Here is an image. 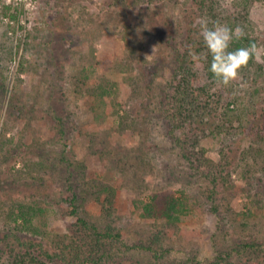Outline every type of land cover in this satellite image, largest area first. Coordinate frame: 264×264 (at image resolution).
Instances as JSON below:
<instances>
[{
  "label": "rangeland",
  "instance_id": "rangeland-1",
  "mask_svg": "<svg viewBox=\"0 0 264 264\" xmlns=\"http://www.w3.org/2000/svg\"><path fill=\"white\" fill-rule=\"evenodd\" d=\"M217 1L219 10L214 14H224L232 2ZM197 7L194 0L162 7L137 0H0L1 232L3 225L4 229L14 228L12 220L19 204L35 211L31 226L47 233L66 232L73 219L63 218L54 207L61 198L63 177L36 171L29 163L40 160L61 167V154L66 152L69 157L73 151L84 163L88 177L122 188L119 216L132 243L144 242L163 229V223L142 217L139 202L151 191L164 188L183 191L188 202L181 222L165 225L166 244L174 258L186 260L191 252L198 259L211 258L215 249L225 250L238 242L264 245V158L242 163L235 159L237 162L219 177L216 194L211 196L222 210L216 215L208 197L202 195L206 185H184L179 164L166 145L155 148V127L148 131L149 139L142 140L130 130L121 131L116 123L118 106L112 104L113 99L117 103L131 101L134 119H148L150 112L138 104L143 99L140 90L134 97L130 95L114 64L132 65L130 75L138 78L142 72L144 84L152 78L164 83L171 68L170 49L164 43L173 37L167 38V31L189 21V15L200 18L198 22L207 21L210 27V19ZM249 20L258 38L253 44L264 50V0L251 4ZM62 39L72 44L63 46ZM256 62L264 70V55ZM258 74L249 82L234 85L239 97L237 103L229 102L233 104L230 110L240 112L258 93L264 105V72ZM108 81L116 86L110 103L87 94L90 87ZM55 100L63 101V113L71 115L73 126L65 127L64 134L51 114ZM227 103L225 100L221 106L227 108ZM254 132L237 136V144L261 147L254 142ZM202 144L207 155L219 161V140L207 137ZM227 216L236 225L220 222ZM11 232L9 242L13 236L39 239L27 229H18L14 235Z\"/></svg>",
  "mask_w": 264,
  "mask_h": 264
},
{
  "label": "trees",
  "instance_id": "trees-1",
  "mask_svg": "<svg viewBox=\"0 0 264 264\" xmlns=\"http://www.w3.org/2000/svg\"><path fill=\"white\" fill-rule=\"evenodd\" d=\"M125 1L128 3L129 0ZM194 1L201 15L204 13L210 19V27L222 24L244 30L245 36L234 40L230 50L248 47L258 41L249 20V9L254 0H232L228 8L224 9V14H214L219 10L217 0ZM137 2H149V5L162 7L164 4H176L178 0ZM195 16L189 15V21L179 22L172 32L167 31V38L171 34L173 37L164 43L171 54L170 74L164 83L152 78L144 84L145 76L142 72H139L138 78L130 75L132 65L114 64V70L123 76L124 83L130 88V95L134 97L141 91L143 99L138 104L144 110H149L150 117L134 119L130 109L131 101L117 103L113 99L112 104L118 106L116 115L119 121L116 123L121 131L130 130L142 137V140H148L147 136L151 135L148 131L154 127L158 130L154 137L157 142L155 148L166 145L165 148L179 164L180 178L184 185L199 182L206 185L202 195L205 193L208 197L206 199L212 205L211 212L220 215L222 210L216 206L214 198H211L216 194L219 177L234 162L264 158V105L259 93L247 101L240 112L229 109L233 106L229 102L237 103L239 97L234 85L241 81L249 82L264 70L252 58L240 70L236 80L227 86L217 82L208 70L211 57L207 55L200 36L201 28L198 25L201 22L197 21L200 18ZM60 42L63 46L72 44L69 39H62ZM190 51L200 54L202 59L199 63L191 60ZM152 76L155 77L154 74ZM115 91V84L108 81L106 84L90 87L87 94L108 104L111 102L110 98L115 96ZM62 95L64 97L65 92ZM225 100L228 101L227 108L221 106ZM260 104L261 109H255ZM50 109L62 134L65 127L72 128L71 115L63 113V101L55 100ZM253 123L256 124L250 125ZM142 127H145L144 132ZM249 130L255 131L254 142L261 144V147L250 145L243 148L237 144L235 138L244 136ZM207 137L219 140V161H214L207 155L202 144ZM65 153L61 154L58 161L62 164L61 167L50 166L40 160L30 162L29 166L36 171L46 170L63 177V182L59 184L61 198L54 202V207L63 218H71L73 221L67 226L65 233L42 232L30 225L35 211L31 213L23 204H19L12 220L14 228L8 226L4 229L3 225V230L0 231V264H264V245L257 241L233 243L225 250L215 249L211 258L198 259L194 252L186 260L174 258L166 244L167 234L164 229L165 225L177 226L188 211L183 191L171 192L160 188L151 191L146 200L139 202L143 218L163 223L164 226L144 242H130L119 216L122 188L99 178L88 177L84 163L78 161L75 153L72 151L69 157ZM220 222L236 225V221L228 216L221 218ZM216 227L223 231L220 224ZM18 229H27V232H33L39 239L13 236L14 240L9 242V232L12 231L11 234L14 235Z\"/></svg>",
  "mask_w": 264,
  "mask_h": 264
},
{
  "label": "clouds",
  "instance_id": "clouds-1",
  "mask_svg": "<svg viewBox=\"0 0 264 264\" xmlns=\"http://www.w3.org/2000/svg\"><path fill=\"white\" fill-rule=\"evenodd\" d=\"M200 27L203 45L207 55L211 57L208 70L220 84L227 86L239 77L240 70L247 66L250 59L259 60L264 55V50L259 49L256 44L230 50L234 40L245 36L242 28H232L222 24L208 27V22L203 20ZM189 56L194 63H199L202 59L195 51H190Z\"/></svg>",
  "mask_w": 264,
  "mask_h": 264
}]
</instances>
